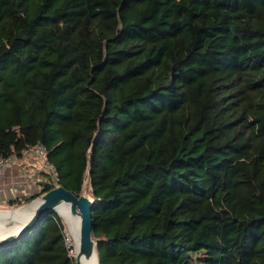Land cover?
Returning <instances> with one entry per match:
<instances>
[{
    "label": "trees",
    "instance_id": "1",
    "mask_svg": "<svg viewBox=\"0 0 264 264\" xmlns=\"http://www.w3.org/2000/svg\"><path fill=\"white\" fill-rule=\"evenodd\" d=\"M89 175L100 264H264V0H0V160ZM90 172V174H88ZM55 212L0 264H75Z\"/></svg>",
    "mask_w": 264,
    "mask_h": 264
},
{
    "label": "water",
    "instance_id": "2",
    "mask_svg": "<svg viewBox=\"0 0 264 264\" xmlns=\"http://www.w3.org/2000/svg\"><path fill=\"white\" fill-rule=\"evenodd\" d=\"M88 174H90V172ZM35 202L37 203L35 210L26 220L22 222H11L0 218V224L5 226L4 230H0V248L17 242L24 234L35 229L36 225L40 222L44 215L51 212L58 214L56 210L57 207L61 204L69 203L72 213L78 214L81 217L79 256H84L90 259L96 252L98 253V243L94 240L93 236L92 215V210L96 200L91 199L86 195H76L62 186H56L50 191L44 193L41 197L34 199L23 207L30 206ZM13 224L15 225L13 226ZM9 225L11 226L10 230L6 231ZM98 261L100 264L99 256Z\"/></svg>",
    "mask_w": 264,
    "mask_h": 264
},
{
    "label": "crops",
    "instance_id": "3",
    "mask_svg": "<svg viewBox=\"0 0 264 264\" xmlns=\"http://www.w3.org/2000/svg\"><path fill=\"white\" fill-rule=\"evenodd\" d=\"M44 167L31 157H24L5 172L0 181V205H8L12 200H25L41 191Z\"/></svg>",
    "mask_w": 264,
    "mask_h": 264
},
{
    "label": "bare ground",
    "instance_id": "4",
    "mask_svg": "<svg viewBox=\"0 0 264 264\" xmlns=\"http://www.w3.org/2000/svg\"><path fill=\"white\" fill-rule=\"evenodd\" d=\"M37 203L19 209L12 210H0V218L8 221H17L22 222L26 220L32 212L35 210ZM57 212L61 219H63L64 226L66 229L70 241V245L73 247L72 257L75 261V264H99L98 253L96 252L92 258H86L84 256H79V244H80V228H81V217L78 214H73L71 211V206L69 203L61 204L57 207ZM16 224V223H15ZM13 224V226L15 225ZM11 225V224H10ZM8 230H10V226ZM0 230H4L5 226L0 225ZM7 227V226H6ZM12 229V228H11ZM69 245V247H71Z\"/></svg>",
    "mask_w": 264,
    "mask_h": 264
},
{
    "label": "built area",
    "instance_id": "5",
    "mask_svg": "<svg viewBox=\"0 0 264 264\" xmlns=\"http://www.w3.org/2000/svg\"><path fill=\"white\" fill-rule=\"evenodd\" d=\"M48 149L46 146L42 145V144H38L35 146H30L28 147L27 150H25L23 152V155L21 157L18 156H12L9 158H3L0 160V181L2 180V178L5 175V172L12 168L16 163H19L21 161V159H23L24 157H31L32 159H34L35 161H39L42 166L44 167V170L50 171L52 173H54V179L57 181V175L55 174V168L54 166L49 162L48 160ZM88 177V179H87ZM82 189V192H84L86 189L91 191L92 194V190H91V184H90V180H89V175H87Z\"/></svg>",
    "mask_w": 264,
    "mask_h": 264
},
{
    "label": "rangeland",
    "instance_id": "6",
    "mask_svg": "<svg viewBox=\"0 0 264 264\" xmlns=\"http://www.w3.org/2000/svg\"><path fill=\"white\" fill-rule=\"evenodd\" d=\"M45 176V175H44ZM87 179H88V177H87ZM86 179V180H87ZM82 195H86V196H88L89 198H91V199H93V197H92V194H91V191H89V190H85L83 193H82ZM27 204H29V203H24V204H22V205H15V206H10V205H0V210H12V209H19V208H22L23 206H25V205H27ZM63 220V219H62ZM63 222V221H62ZM0 225H2V224H0ZM64 225H65V223H64ZM1 228V227H0ZM66 229H68L66 226H65V233H67V231H66ZM66 236H67V241H68V245H70V241H69V237H68V234H66ZM71 246V245H70ZM72 247V246H71ZM72 254V253H71Z\"/></svg>",
    "mask_w": 264,
    "mask_h": 264
}]
</instances>
